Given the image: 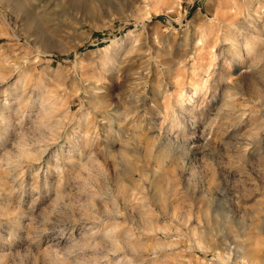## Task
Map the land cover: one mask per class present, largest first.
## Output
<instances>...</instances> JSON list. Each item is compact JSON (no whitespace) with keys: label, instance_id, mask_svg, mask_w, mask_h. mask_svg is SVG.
Returning <instances> with one entry per match:
<instances>
[{"label":"clouds","instance_id":"1","mask_svg":"<svg viewBox=\"0 0 264 264\" xmlns=\"http://www.w3.org/2000/svg\"><path fill=\"white\" fill-rule=\"evenodd\" d=\"M226 2L212 66L166 111L160 64L137 69L129 41L112 37L83 57L73 113L34 54L57 55L134 0H24L0 45V264H169L198 248L208 264H264V0ZM201 4L213 15L215 0ZM19 7L0 0V16ZM200 20L197 10L185 31Z\"/></svg>","mask_w":264,"mask_h":264},{"label":"rangeland","instance_id":"2","mask_svg":"<svg viewBox=\"0 0 264 264\" xmlns=\"http://www.w3.org/2000/svg\"><path fill=\"white\" fill-rule=\"evenodd\" d=\"M20 1L23 2V6L19 11L13 13L8 9L3 16H0V45L5 47L9 44L11 35L9 29H18L20 15L24 8L28 7L24 0ZM197 10L200 11V22L195 27L189 26V30L185 31L184 25L189 24ZM232 15L233 9L228 7L226 0H215V10L211 16L203 8L201 0H196L195 5H189L187 0H134L128 14L108 23L105 22L108 19L106 17L94 23L91 28L86 26L80 33L81 39L73 44H65L57 55L53 56L38 50L33 56L35 74L51 82L53 94L61 96L64 103L75 113L79 103L72 98L75 80L79 74L87 73L83 68V64L87 61L83 57L94 58L98 53L106 51L110 42L115 43L112 37L124 38L129 41L130 55L137 69L149 60L160 64L164 83L168 87L167 90L153 89V91H160L156 103L159 104L161 111H166L173 93L185 86L189 90L195 88L201 69L212 66L214 53L218 51L216 47L218 38L213 29L219 28ZM201 28L203 32L200 31ZM202 36H207V39H202ZM170 58H172L171 63H164ZM77 60H80L79 67ZM17 79L16 75L11 76L8 84L14 83ZM160 79L161 75L153 66L151 83L156 85ZM243 131L244 129H241V133ZM203 134L202 126L200 135ZM225 162L227 163V158ZM258 200L259 194L246 207L255 208ZM160 211L159 207H153L146 212V215L151 212L159 214ZM166 224L167 221L163 218L155 222V226L160 228ZM211 260V252L205 255L198 248L195 257L185 252L179 259L174 256L169 264H208Z\"/></svg>","mask_w":264,"mask_h":264},{"label":"bare ground","instance_id":"3","mask_svg":"<svg viewBox=\"0 0 264 264\" xmlns=\"http://www.w3.org/2000/svg\"><path fill=\"white\" fill-rule=\"evenodd\" d=\"M22 3H23V2H22ZM22 3H21V1H20V7H19V9H21V7L23 6ZM22 9H23V8H22Z\"/></svg>","mask_w":264,"mask_h":264}]
</instances>
